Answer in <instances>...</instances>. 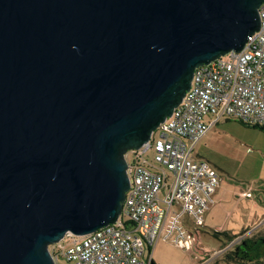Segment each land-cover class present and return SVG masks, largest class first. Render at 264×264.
Returning <instances> with one entry per match:
<instances>
[{
	"label": "water",
	"instance_id": "water-1",
	"mask_svg": "<svg viewBox=\"0 0 264 264\" xmlns=\"http://www.w3.org/2000/svg\"><path fill=\"white\" fill-rule=\"evenodd\" d=\"M264 0H0V264L115 224L138 150Z\"/></svg>",
	"mask_w": 264,
	"mask_h": 264
},
{
	"label": "built area",
	"instance_id": "built-area-1",
	"mask_svg": "<svg viewBox=\"0 0 264 264\" xmlns=\"http://www.w3.org/2000/svg\"><path fill=\"white\" fill-rule=\"evenodd\" d=\"M258 11L260 29L244 49L196 68L172 115L125 154L129 189L117 222L50 246L56 264H151L166 257V245L196 242L188 226L196 232L204 225L221 183L199 143L223 122L264 126V4Z\"/></svg>",
	"mask_w": 264,
	"mask_h": 264
},
{
	"label": "rangeland",
	"instance_id": "rangeland-1",
	"mask_svg": "<svg viewBox=\"0 0 264 264\" xmlns=\"http://www.w3.org/2000/svg\"><path fill=\"white\" fill-rule=\"evenodd\" d=\"M198 153L221 175L216 204L205 216V225L196 232L188 226L194 244L166 245V257L156 258V263L241 264L226 261L234 245L248 236H264V132L237 121L223 122L203 138ZM247 192L252 196H243ZM243 230L247 232L232 243L214 233L237 235ZM58 264L74 263L61 258Z\"/></svg>",
	"mask_w": 264,
	"mask_h": 264
},
{
	"label": "trees",
	"instance_id": "trees-1",
	"mask_svg": "<svg viewBox=\"0 0 264 264\" xmlns=\"http://www.w3.org/2000/svg\"><path fill=\"white\" fill-rule=\"evenodd\" d=\"M252 128L264 132V126H252ZM246 232V230H243L237 235L231 234L228 231H215L214 233L217 236L223 237L227 243H232ZM226 261L241 264H264V236L253 235L243 238L239 243L234 245L233 250L226 256ZM151 264L157 263L152 261Z\"/></svg>",
	"mask_w": 264,
	"mask_h": 264
},
{
	"label": "crops",
	"instance_id": "crops-1",
	"mask_svg": "<svg viewBox=\"0 0 264 264\" xmlns=\"http://www.w3.org/2000/svg\"><path fill=\"white\" fill-rule=\"evenodd\" d=\"M217 195H218V193H217ZM217 197H218V196H217ZM215 204H216V203H215ZM211 209H212V207L210 208V210H211ZM210 210H209V211H210ZM209 211H208V212H209ZM208 212H207V213H208ZM207 213H206V215H207ZM206 215H205V216H206ZM205 218H206V217H205ZM204 225H205V220H204Z\"/></svg>",
	"mask_w": 264,
	"mask_h": 264
}]
</instances>
